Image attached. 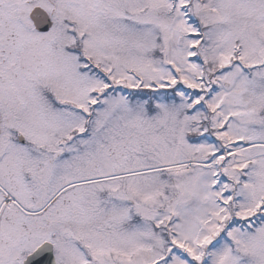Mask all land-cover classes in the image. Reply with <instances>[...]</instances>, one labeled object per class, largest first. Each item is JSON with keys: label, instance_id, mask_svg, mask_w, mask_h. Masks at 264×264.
I'll list each match as a JSON object with an SVG mask.
<instances>
[{"label": "snow or ice", "instance_id": "6c2138e0", "mask_svg": "<svg viewBox=\"0 0 264 264\" xmlns=\"http://www.w3.org/2000/svg\"><path fill=\"white\" fill-rule=\"evenodd\" d=\"M0 264H264V0H0Z\"/></svg>", "mask_w": 264, "mask_h": 264}]
</instances>
